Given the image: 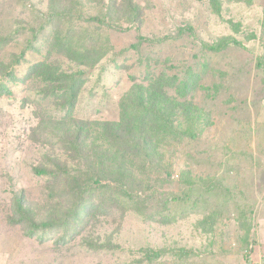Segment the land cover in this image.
Wrapping results in <instances>:
<instances>
[{"label":"rangeland","instance_id":"rangeland-1","mask_svg":"<svg viewBox=\"0 0 264 264\" xmlns=\"http://www.w3.org/2000/svg\"><path fill=\"white\" fill-rule=\"evenodd\" d=\"M134 1L142 21L124 19L118 30L88 21L102 8L95 1H82L83 17L48 23L50 0H0V37L8 38L0 62L26 52L17 79L7 82L11 93L0 96V264H247L250 249L251 263L264 264V0ZM59 39L104 52L96 66L79 67L84 82L66 117L53 94L58 84L27 74L38 61L56 62L64 73L78 69ZM218 44L225 46L212 50ZM158 77L199 110V125L180 117L186 133L160 146L157 168L134 169L127 198L110 180L120 177L119 160L95 162L111 146L95 123L87 137L91 165L79 161L69 135L80 122L117 120L133 80ZM42 162L98 178L93 220L67 236L30 235L11 221L19 194L41 216L65 213L82 195L65 175L48 181L34 173ZM149 250L159 253L152 263Z\"/></svg>","mask_w":264,"mask_h":264},{"label":"trees","instance_id":"trees-1","mask_svg":"<svg viewBox=\"0 0 264 264\" xmlns=\"http://www.w3.org/2000/svg\"><path fill=\"white\" fill-rule=\"evenodd\" d=\"M50 1V12L47 15L48 23L54 22L58 17L68 18L69 20L75 16L83 17L81 14L83 0ZM89 1H95L102 6L97 14L89 15L88 18L89 22H95L99 26L124 30L125 27L122 20L125 19L135 25L142 21V9L134 0L128 1V15L124 14L125 3L123 0H103V3L102 0ZM55 6L58 7V11H55ZM76 12H80L79 15H76ZM144 38L142 36L141 40H145ZM7 40L8 38L0 37V42ZM63 40L59 39L57 41L59 47L61 48L62 45V50L68 51V56L75 60L78 65L77 70L64 73L56 62L38 61L29 68L27 74L33 77L43 76L44 80L49 81L52 85L58 84V86L55 85L53 87V94L63 100V111H66L67 114L62 116L66 117L68 116V111L71 112L73 110L84 82V69H79V67L82 65L86 67L96 66L104 52L99 51L97 49L98 45L95 43L91 45L92 48L89 47L90 49L85 52L72 46L71 42L68 44ZM157 40L160 39L158 38ZM223 46L225 45L218 44L212 45L211 48L214 51H220ZM135 47L138 46L135 45ZM25 53V50H23L20 54L14 55V59L8 63L0 62V67L4 70V75L0 77V96L5 93H11L7 82L17 79L16 68L24 58ZM183 85L186 88V83H183ZM58 90H60V94H58ZM182 92L181 94H183ZM198 111L188 100H180L173 97L166 89L165 79L161 77L157 79L149 78L147 84L138 83L134 79L131 88L121 98L119 118L117 120L90 121L88 122L89 125H85V123L81 125L80 122L78 128L74 129L73 134L69 135L71 138L70 146L76 152L80 162H87L88 165H91L94 157L88 146L87 137L91 133L88 130L90 123H95V132L105 137L111 145L107 152L95 153V158L97 157L95 162L104 157H107L108 160H112L114 157V159H118V169L114 165L113 168H116L120 177L110 180L116 182V186H119L118 191L122 196L133 198L130 189L134 169L142 166L150 170L157 168L165 156L164 153H160L158 158L157 153L158 149L161 148L160 146L170 135L177 134L181 136L186 133L182 129V120L191 121V124H194L193 128H198L196 127V124L199 125L197 120L199 118ZM180 117H183V119L181 120ZM191 135L196 137L197 133L192 132ZM66 142L69 143L68 141ZM32 169L34 173L46 177L48 181L65 175V178L72 181L74 186L79 185L80 188H83L82 195L77 193L79 199L65 213L58 214V216L50 213L46 214V216H41L26 203L24 196L19 194L13 200L11 221L14 224L24 226L30 235L38 232H63L66 235L77 226L87 225L89 221L93 220L99 204L91 196V191L93 190V184L99 182L97 181L98 178H85L87 171L84 169L80 170L79 167L77 170H80V175H77L71 166L60 162H42V164L33 166ZM252 250L250 249L246 254L247 264H252ZM146 255V259L149 263H152L157 259L159 253L149 250Z\"/></svg>","mask_w":264,"mask_h":264}]
</instances>
